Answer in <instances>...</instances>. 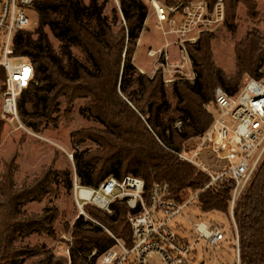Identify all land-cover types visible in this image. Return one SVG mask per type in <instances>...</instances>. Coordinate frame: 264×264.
Returning <instances> with one entry per match:
<instances>
[{
	"label": "trees",
	"instance_id": "trees-1",
	"mask_svg": "<svg viewBox=\"0 0 264 264\" xmlns=\"http://www.w3.org/2000/svg\"><path fill=\"white\" fill-rule=\"evenodd\" d=\"M208 1L213 6L218 0ZM223 1L228 11L233 12L239 3L248 4L253 0ZM63 6L67 9L66 19H51L50 11ZM93 7L100 23L99 33L82 24L71 0H35L37 23L31 30L17 33L16 49L18 54L27 56L33 63L36 79L46 84L42 87L31 85L23 94L19 105L22 121L32 130L39 131L43 120L56 112V100L59 97L65 96L69 100L88 98L89 115L97 119L104 129L81 132L75 138L80 136L78 143L90 140L103 150L100 156L89 152L74 154L76 175L82 186L97 189L111 176L121 180L133 175L144 180L146 198L155 183L167 182L175 202L182 204L187 192H197L196 199L202 213L228 214L234 182L206 188L210 177L193 164L181 160L178 153H181L185 142L199 140L213 123L214 115L208 111L207 105L213 103L215 89L222 87L232 95L240 90L242 76H253L257 72L262 60L257 56L260 38L249 35L236 46V73L230 80L214 61L206 37H201L197 45L198 54L194 56L196 78L193 84L176 82L173 86L178 98L177 109L185 115L184 122L188 124L178 128L171 122L170 136L166 138L156 125V109L166 92L160 74L157 73L153 78L139 74L137 100H129L123 94L129 76L136 71L131 56L136 50L138 33L144 27L147 5L142 0H121L125 25L117 33L113 29L119 22L118 14L109 22L101 15L103 4L99 6L97 0H93ZM47 28L63 41L81 43L90 56L95 72L75 62V75L64 73L57 59L49 53L51 46ZM4 79L5 73L0 70V82ZM24 97L35 103L33 113L25 110ZM262 164L236 211L243 264H264ZM4 168L0 180L5 198L2 208L8 210H0V264H24L25 261L18 262V257L27 254L16 251V244L32 234L53 235L57 211L45 209L43 217L37 219L26 216L20 210L21 207L29 202H41L47 194H51L52 184H64L65 189H72L73 179L64 170L47 174L34 186L18 188L15 186V162L6 164ZM88 206L93 205L86 204L83 210ZM111 211V214L88 211L98 225L85 220L83 216L75 221L70 248L74 264H97L98 258L115 245L113 236L130 244L129 206L125 200L117 199L112 203ZM93 252L96 253L91 256ZM53 258L49 254L37 264H63L59 260L53 262Z\"/></svg>",
	"mask_w": 264,
	"mask_h": 264
},
{
	"label": "rangeland",
	"instance_id": "rangeland-1",
	"mask_svg": "<svg viewBox=\"0 0 264 264\" xmlns=\"http://www.w3.org/2000/svg\"><path fill=\"white\" fill-rule=\"evenodd\" d=\"M142 1H144L148 7V14L144 19L143 29L138 33L136 50L131 56L136 71L129 76L127 86L123 89V94L129 100H137L140 90L139 74H149L153 67L156 66L154 75L146 76L153 78L158 73L163 80L166 92L156 109V125L164 132L166 138L170 136L169 126L171 122L178 128H182L185 123L188 124L187 121L184 122L185 115L177 109L178 98L173 86L176 82L193 84L196 78L194 56L198 54L199 46L197 45L201 37H206V41L210 46L217 66L224 70L228 79L232 80L236 73V46L242 43L249 35L258 36L260 41L258 43L257 56L262 59L260 67L253 76L246 74L241 77L240 90H242L245 84L251 79L264 80V0H253L248 4L239 3L235 11H233L234 13L228 11L227 5L222 0L226 14L224 24L214 29L211 33L202 34L195 43L188 44L187 60H183V56L181 52H179L176 44H174V48L177 50V58L175 60L172 59L169 51V58H167L165 54L157 55L153 58L149 56V52L153 50L152 45L154 43L153 40H149V37L157 31L158 23L150 13V1ZM157 1L162 5L174 7L192 0ZM206 1L209 3L208 0ZM71 2L75 5L82 24L86 25L92 31L99 33L100 23L95 8L93 7V0H71ZM97 2L99 6L103 4L101 15L107 18L109 22L115 14H118L119 22L113 29V31L117 33L120 28L125 25L121 12V0H97ZM66 15L67 9L64 6L50 11V18L53 20L64 21ZM28 16L33 21L38 20V13L35 9L28 11ZM46 32L51 46L49 53L57 59L64 73L69 76H74L75 62H79L89 71L95 72L90 56L81 43L77 41H63L57 38L49 28L46 29ZM65 47H67L69 53H67ZM141 68L143 71H140ZM45 84L46 82L37 80L36 86L42 87ZM0 94L2 95L1 82ZM56 102V112L51 113L47 119L43 120L39 131H34L31 128L30 132L18 131L13 126L5 124L0 119V180L5 165L13 161L17 166L14 175L15 186L18 188L25 185L34 186L47 174H55L64 170L68 171L73 179L72 189H65L64 184H52L50 186L51 194H47L41 202H29L21 207L20 210H22L26 216L37 219L43 217L45 209L57 211L56 220L53 222V235L46 233L40 235L32 234L16 244V251L20 254H27L18 257V262L25 261L24 264H37L49 254L54 256L53 262L59 260L62 261L63 264H74L70 256V248L73 242L72 227L75 221L80 216H83L77 205L74 190V178L76 175L74 154L76 152H89L91 155L100 156V151L103 150L90 140L78 143V138L80 136L75 138V135L81 132L102 131L104 129L97 119L89 115L87 111L89 99L79 97L69 100L65 96H61ZM24 108L27 112L33 113L35 110V103L32 99L24 97ZM207 109L210 113H214L212 103L207 105ZM226 122L232 128L235 127L236 123L232 119L226 118ZM200 137L199 140L197 138L185 142L178 156L179 154H183L188 157H193L200 147ZM201 155L203 159L212 164L214 169H217L219 166V158L224 156V150L218 146V148L204 151ZM262 163H264V158L253 176V181L256 177L255 175H257L256 173H258L257 171H259V167L263 165ZM198 194L197 192L190 191L184 195L183 203H188L187 207L181 216L173 220V227L177 228L179 234L188 238V241H193V224L199 219L202 218L205 221L217 224L219 227L226 230V240L215 247L209 246L204 242L197 245L198 264H238L239 258V264H243L241 234L236 211L245 194L235 203L234 210H229L226 215L216 212L202 213L201 206L196 199ZM4 202L5 198H3L2 195L0 182V210H8L2 208ZM231 204L232 198L230 207ZM93 206H88L85 211L83 210L85 214L83 217L85 220L98 225L99 223L89 215L88 211L91 210L103 213L106 211H101ZM95 253L96 252L91 254V256ZM114 253L115 250L113 249L105 253L98 258L97 264H101L102 261L106 264ZM149 264H163V262L158 258H154L149 261Z\"/></svg>",
	"mask_w": 264,
	"mask_h": 264
},
{
	"label": "built area",
	"instance_id": "built-area-1",
	"mask_svg": "<svg viewBox=\"0 0 264 264\" xmlns=\"http://www.w3.org/2000/svg\"><path fill=\"white\" fill-rule=\"evenodd\" d=\"M149 1L163 33L175 36L183 60L188 58V44L195 43L202 34L213 32L225 22L222 0L213 6L206 0H192L174 7L162 5L157 0ZM34 6L35 0H0V70L5 73L0 119L24 132L31 130L21 119L19 103L25 91L31 85H37V79L31 60L17 53L16 35L36 25L37 21L28 16ZM167 50H152L149 56L165 54L168 58ZM212 106L214 120L200 137L198 151L193 157L183 154L179 157L210 177L206 188L233 181L229 210H234L264 158V80L251 79L232 95L217 87ZM226 118L235 121L234 128ZM218 146L224 150V156L219 158V166L214 169L201 154ZM74 190L83 216L86 204L112 213V203L123 199L130 208V244L114 237L112 249L115 253L106 264H149L154 258L163 264H198L197 245L204 242L215 247L226 240L224 228L202 218L193 224V241L179 234L172 222L183 214L188 203L175 202L167 182L155 183L146 198L144 180L133 175L121 180L111 176L97 189L82 186L75 175ZM101 264L105 263L102 261Z\"/></svg>",
	"mask_w": 264,
	"mask_h": 264
},
{
	"label": "crops",
	"instance_id": "crops-1",
	"mask_svg": "<svg viewBox=\"0 0 264 264\" xmlns=\"http://www.w3.org/2000/svg\"><path fill=\"white\" fill-rule=\"evenodd\" d=\"M150 13H151L152 17L155 18V20L157 21V17H156L155 10H154L153 6H151ZM157 23H158V21H157ZM150 27H152V26H150ZM149 40L154 41V43L152 45L153 50L157 51V50H161L163 48H167L168 49L167 51H169V54L171 55L172 59L175 60L177 58V53H176L177 50H176V48H174L175 47L174 42L176 40L175 36L165 35L163 33V31L161 30L159 23L157 25V31L150 35ZM168 58H169V55H168ZM155 70H156V66L153 67V69L151 70V72L149 74H146L145 72H143V73H145L148 76H153L155 73ZM140 71H143V69L141 68ZM0 96H1L0 97L1 98L0 108H1L2 95L0 94Z\"/></svg>",
	"mask_w": 264,
	"mask_h": 264
}]
</instances>
